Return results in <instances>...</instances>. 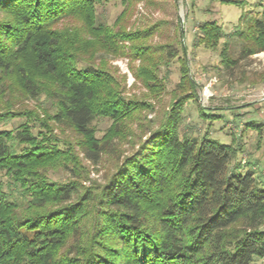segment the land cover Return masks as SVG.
<instances>
[{
    "label": "trees",
    "instance_id": "1",
    "mask_svg": "<svg viewBox=\"0 0 264 264\" xmlns=\"http://www.w3.org/2000/svg\"><path fill=\"white\" fill-rule=\"evenodd\" d=\"M104 1L0 0V75L16 77L19 94H44L52 110L44 108L42 117L0 111V121L24 117L14 129H0V264H257L254 257L264 264V183L252 170L231 166L232 144L208 132L179 134L184 104L197 97L184 59L159 126L137 136L130 154L116 156L103 183H80L87 169L74 145L98 165L115 154L114 142L127 136L128 124L153 109L124 95L125 80L103 58L96 61L98 52L142 60L134 76L154 96L164 89L154 75L158 60L168 63L177 54L171 44H144L151 28L114 30L96 21L95 5ZM71 21L82 24L62 26ZM198 28L196 43L221 44L225 68L264 51V6L241 14L231 33L215 21ZM232 38L239 42L237 56ZM99 118L112 123L97 138ZM49 121L72 131L77 143L55 134ZM57 166L76 179H51L48 169Z\"/></svg>",
    "mask_w": 264,
    "mask_h": 264
},
{
    "label": "rangeland",
    "instance_id": "2",
    "mask_svg": "<svg viewBox=\"0 0 264 264\" xmlns=\"http://www.w3.org/2000/svg\"><path fill=\"white\" fill-rule=\"evenodd\" d=\"M263 6L264 0H235L234 3L228 0H106L96 4V21L105 23L114 30L151 28L153 32L144 44L151 48L171 44L177 54L168 63L158 60V70L154 75L162 82L164 89L154 96L152 91L134 76L135 69L143 65L142 60L131 59L123 54L98 52L96 61L99 62L103 58V66L125 80L124 95L148 102L153 109L142 111L139 120L128 124L127 136L120 142H114L117 144L115 154L105 155L98 165H91L79 153V145H74L75 152L87 169L86 180L80 181L82 186L103 183L113 169L112 163L117 160L116 156L130 154L133 146H136L137 136H148V133L143 131H153L159 126L172 101L173 90L180 80L179 66L183 59L187 63L190 78L196 82L197 97L196 100H188L184 104L179 125L180 136L201 137L203 133L208 132L210 138L232 144L237 148V153L231 160V166L238 164L240 168L237 172L240 173L252 170L255 177L264 183V51L238 60L233 68H225L219 54L221 44L216 49H211L196 43L201 22L215 21L224 33H231L241 14H256ZM81 24L80 21H74L62 26ZM232 41V56H237L239 42L236 38ZM120 45L124 50L129 47V43L125 41L120 42ZM40 81L43 86L50 85V81L45 78ZM9 86L11 88L8 90ZM19 87V81L13 75H0V111L10 107L14 111L36 112L40 117L43 116L44 108L52 112L44 94L38 99L31 98L27 94H19ZM207 114L216 117H206ZM23 120V116H9L0 121V129H14ZM49 123L59 137L77 143L72 131L52 121ZM111 123L107 118L95 120L94 136L102 137ZM258 124L260 126L256 128L255 125ZM48 175L51 179L61 182L76 179L60 166L48 169ZM0 177L5 178L3 174H0ZM261 228L264 229V223ZM254 260L257 264L261 263L258 257H254Z\"/></svg>",
    "mask_w": 264,
    "mask_h": 264
}]
</instances>
